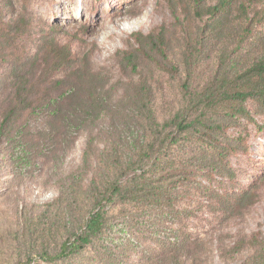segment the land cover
<instances>
[{
	"label": "rangeland",
	"instance_id": "374dc122",
	"mask_svg": "<svg viewBox=\"0 0 264 264\" xmlns=\"http://www.w3.org/2000/svg\"><path fill=\"white\" fill-rule=\"evenodd\" d=\"M192 1L0 0V128L18 87L31 85L35 100L63 95L77 66L98 72L110 99L122 97L133 74L121 70L117 53L135 42L137 32L164 37L163 67L145 57L140 65L159 119L169 121L187 108L196 117L200 110L190 109L184 85L204 89L215 81L219 61L242 52L239 45H245L242 55L260 46L264 0L250 5L251 35L242 44L248 22L239 5L248 0H234L215 32L208 13L194 15ZM55 44L71 48V64L55 67L66 56ZM224 100L209 108V135L177 133L179 142L162 150L173 166L161 181L172 205L154 210L149 203L140 208L112 200L104 204L102 237L72 255L61 252L91 211L84 194L96 160L107 152L108 120L90 118L86 130L67 133L62 121L25 113L17 130L33 142L28 161L19 160V143L0 139V264H112L107 247L115 249L118 264H148L160 245L176 237L192 249L188 264H264V107L247 101L243 116ZM142 208L158 221L156 229Z\"/></svg>",
	"mask_w": 264,
	"mask_h": 264
},
{
	"label": "trees",
	"instance_id": "16d2710c",
	"mask_svg": "<svg viewBox=\"0 0 264 264\" xmlns=\"http://www.w3.org/2000/svg\"><path fill=\"white\" fill-rule=\"evenodd\" d=\"M253 1H242L239 5V11L244 15L242 18L248 22V28L241 36V44L247 42L251 35L253 18L249 15V9ZM202 2L203 0L192 1L194 15L202 19L208 13L215 24H212V32H215L217 27L225 25L226 21L223 19L228 20L225 9L229 8L230 11L234 7V0H219L216 4ZM172 9L177 13V8ZM134 37L135 42L129 48L117 53L121 70H129L133 74L130 77V87L123 90L119 99H110L111 96L104 92V84L99 83L101 80L97 78L98 72L77 66L71 76L67 75L70 78L69 85L63 95L35 100L31 98L32 86L26 84L15 90L13 100L3 114L0 139L4 140L6 137L12 145L19 143L23 153L19 159L21 162L28 161L33 148L32 140L17 130L18 121L25 113L45 114L54 122L62 121L64 132L67 133L72 130H86L87 122L92 121L90 118L108 120L109 131L105 139L107 152L100 155V161L96 160L93 177L89 180L84 194L91 211L86 216L82 232L67 239L61 252L63 255L79 253L94 238L102 237L107 225L104 204L112 200L135 202L138 207L149 203L154 210L172 205L174 197L165 192L161 181L173 166H170L169 159L162 154V150L172 149L179 142L177 133L192 129L209 135L204 130V121H211L207 114L209 108L218 103V99H226L224 101L229 102L232 109L243 116H247V101H257L264 107V41L261 39L259 47L250 48L244 55L241 53L245 50V45H239L241 53L237 55L234 51L230 52L219 61V72L216 73L215 81L204 89L190 90L188 85H184V96L190 109L200 110L196 117H191L187 108L186 111L178 112L173 119L162 122L158 117L154 90L148 79L143 77L140 65L142 57L154 61L158 59L162 64L159 58H167L164 37L162 34L144 35L142 32L135 33ZM54 46L58 54L66 53L64 58L55 62V67L71 64L74 59L71 48L58 44ZM118 91L119 89L115 90ZM121 105L124 108L119 107ZM10 133L13 134L11 138ZM87 156L89 150L86 151V160L89 159ZM99 162H102V166ZM162 212L163 216H170L172 213ZM149 213L144 210V214L149 217L148 226L156 229L158 221L150 219ZM188 244L187 240L180 237L166 241L156 249L158 257H152L148 264H188L192 258V249ZM106 249L108 250L105 255L109 254L110 263L118 264L120 259L114 257L115 252H112L115 249Z\"/></svg>",
	"mask_w": 264,
	"mask_h": 264
}]
</instances>
